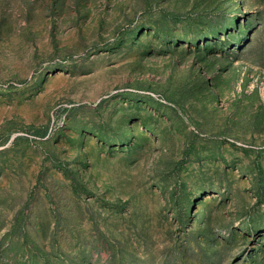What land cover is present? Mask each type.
<instances>
[{
    "label": "rangeland",
    "instance_id": "1",
    "mask_svg": "<svg viewBox=\"0 0 264 264\" xmlns=\"http://www.w3.org/2000/svg\"><path fill=\"white\" fill-rule=\"evenodd\" d=\"M0 264H264V0H0Z\"/></svg>",
    "mask_w": 264,
    "mask_h": 264
}]
</instances>
